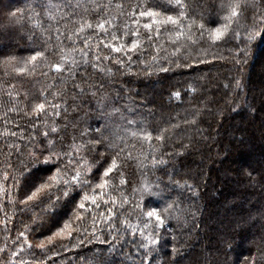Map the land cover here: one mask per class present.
<instances>
[{
	"label": "trees",
	"instance_id": "16d2710c",
	"mask_svg": "<svg viewBox=\"0 0 264 264\" xmlns=\"http://www.w3.org/2000/svg\"><path fill=\"white\" fill-rule=\"evenodd\" d=\"M136 2L137 0H113L111 14L119 18L113 23H119L120 34L124 31L123 25L129 21L120 15L115 4L123 3L125 11H130L128 5ZM25 3L26 0H0V105L8 103L11 106L7 94L12 93L16 107L20 109L19 112H7L5 107L0 106V133L6 130L17 132L16 137L0 135V188L4 191L9 190L12 180L4 181L3 173L8 171L10 175H18L20 161L25 160L23 153L7 146L22 145L24 151H27L32 147L29 135H37L38 131L44 130L45 117L41 116L37 123L35 117L24 115L25 107L30 111L34 103L40 102L42 91L50 101L53 99L51 92L61 91V97L55 102L61 106L60 126L68 125L66 135L69 139L74 134L73 124H79L80 130L88 127L95 129L104 123L111 125V121L99 118L98 109L101 105L96 99L85 97L83 103L77 99L76 104L80 105V110L75 111L72 98L76 94L72 91L71 82L63 83L67 80V73L57 79L59 74L49 68L50 63L59 62V55L51 56L38 64L35 72L18 73L15 70L25 66L23 61L33 54L36 43L30 42L23 30L6 29L3 24L9 11L24 8ZM159 3L165 4L166 0H159ZM220 4L221 0H203L205 11L202 22L206 28L225 23L222 19L225 13L220 11ZM44 26L47 27V24ZM89 36L93 55H108L113 60L123 57L122 53H111L103 44L97 48L100 39L107 40L110 36L105 37L92 30L81 34L75 46L82 48L83 40ZM163 40L167 41L166 34ZM205 40L207 41V33ZM124 42L130 43V37H125ZM53 43L56 41L53 40ZM64 46L67 50L73 45L65 40ZM171 50L169 47V51ZM262 50L264 41H258L251 49L249 61L241 68L242 75L236 72L231 62L234 55L231 43L223 40L215 45L210 41L197 44L195 51L189 48L182 58L191 66L177 68L172 65L171 71L167 73L159 72L157 68L142 70L144 66L138 61L149 60L150 49L142 57L139 53H134L131 66L127 68H120L109 61H98L100 68L112 69L110 77L104 73L97 74L91 67L88 68L94 80L108 81L103 95L108 98L109 103L138 110L134 116L125 112L129 119H142L141 126L150 125L147 130H155L154 136L160 134L161 129L168 130L164 141L136 142L131 137L128 138L130 145L134 144L135 148L132 151L134 160L129 162L131 167L125 170V178L130 181V185L125 187L127 194L132 196V187H138L143 182L144 177L140 175L142 169L137 161L143 160L142 150L146 154L152 147L156 149L154 154L157 158L165 163L153 168L151 158L146 162L150 169L148 181L153 184L159 182L163 188L160 196L145 197L148 206L159 208L165 202L176 199L179 208L184 210L179 223L169 220L161 229L152 264H168L169 261H175L176 264H245L246 259L252 260L259 255L258 247L264 248V242L261 241L264 236V215L260 214V210L264 209V72L259 71L262 69L259 65L262 58L258 60ZM9 55L15 56L16 61L5 65L4 60ZM188 56L204 62H193ZM76 58H80L79 53ZM123 58L127 62V58ZM27 67L31 68V65ZM148 70L153 74L148 75ZM233 77L242 80L241 89L224 87ZM189 84L196 88L194 94H187ZM176 91L181 92L180 98L172 96ZM65 106L66 113L63 111ZM194 109L199 111L197 123L186 125L184 120L193 119L189 113ZM52 119L55 118H49V123ZM32 124H36V128ZM177 124L179 128H172V125ZM21 132L23 140L20 139ZM41 139L43 137L37 135L36 143ZM9 152L12 153L11 156L8 155ZM99 152H104V147L98 146V152L94 154L98 155ZM6 162L14 165V168H6ZM25 162L27 163L26 160ZM47 167L41 166L42 169ZM33 175L39 178L48 173L35 170ZM174 182L181 185L187 182L191 185V190L177 187ZM115 183H119V177L115 178ZM12 194L14 198H23L22 192L17 197L15 189H12ZM72 197L79 199L76 192L72 193ZM55 213V216L44 215L43 206H40L21 214L15 211L13 205L7 204L6 198L0 194V221L7 223V229L5 223H0V247L11 244V239L6 240V236L15 238L22 230L27 231L33 245L45 240L60 226L56 222L60 221L62 224L65 214H71V204L57 206ZM34 217L38 218L33 220ZM88 224L90 226L91 220ZM54 243L52 250L59 252V255L53 257L47 249H34L37 261L41 264H81V256L103 253L106 264H139L134 248L133 256L125 259L119 247L110 252L108 245L100 243L99 240L86 242L83 247L76 248L73 247L77 243L75 236L71 242L57 238ZM129 247L125 244L123 252L127 253ZM173 249H179V255ZM37 261H31V264H37Z\"/></svg>",
	"mask_w": 264,
	"mask_h": 264
},
{
	"label": "snow or ice",
	"instance_id": "6c2138e0",
	"mask_svg": "<svg viewBox=\"0 0 264 264\" xmlns=\"http://www.w3.org/2000/svg\"><path fill=\"white\" fill-rule=\"evenodd\" d=\"M202 5L203 0H191V2L166 0L165 4L159 3V0H137L136 3L128 5L130 11H125L123 3H116L115 8L119 10L120 15L129 21L123 25L122 34L119 23H113L114 20L119 19L111 14L113 0H26L24 8H17L7 13L3 27L15 31L23 30L27 39L36 43L33 54L23 61L25 66L15 70L18 73L35 72L38 64L51 56L59 55V62L50 63L49 68L59 74L57 79L67 73V80L63 83L71 82L72 91L76 94L72 98L75 111L80 110V105L76 104L77 99H80L81 103L85 97L96 99L101 105L98 109L99 118L111 121V125L104 123L95 129L88 127L80 130L79 124H73L74 134L69 139L66 135L68 125L60 126L61 106L55 102L61 97V91L51 92L53 98L51 101L42 91L39 103H34L30 111L25 107L24 115L29 118L35 117L37 123L40 122L41 116L45 117L44 130L37 133L43 139L37 144V135L30 134L29 143L32 147L27 151H24L22 145L7 146L9 149L23 153L27 163L25 160L20 161L18 175H10L8 171L3 173L2 179L4 181L11 179L12 184L8 191L0 188V194L6 198L7 204L13 205L15 211L21 214L43 206L44 215L55 216L57 206L64 207L69 203L71 214L66 213L62 224L60 221L56 222L60 225L56 231L36 245L31 243L26 230L19 231L15 238L6 236V240L11 239V244L0 247V264H31V261H37L34 249H47L51 251L53 257L58 256L59 252L52 250L57 238L71 242L74 236L77 240L76 245H73L74 248L83 247L86 242L99 240L100 243L108 245L110 252H114L116 247H119L125 259L133 256L134 248L135 254L139 257V264H152L153 254L159 245L161 229L169 220H176L179 223L184 210L179 208L176 199L165 202L159 208L148 206L145 197L160 196L163 188L160 187L159 182L153 184L148 181L150 169L146 162L151 158L153 168L165 163L164 160L157 158L154 154L156 149L152 147L146 154L142 150L143 160L137 161L142 169L140 175L144 177L143 182L138 187H132V196L127 194L125 187L130 185V181L125 178V170L131 167L129 162L134 160L132 151L135 148L134 144L130 145L128 138L131 137L136 142L164 141L168 130L161 129L160 134L154 136L155 130H147L150 125L141 126L142 119H129L124 113L134 116L138 110L117 107L115 103H109L108 98L103 95L108 81L94 80L88 68L91 67L97 74L104 73L110 77L112 69L100 68L98 61H109L119 65L120 68H127L131 66L134 53H139L142 57L150 49V59L138 61L144 66L142 70L157 68L159 72L167 73L171 71L172 65L177 68L191 66L182 58L189 48L195 51L197 44L210 41L215 45L223 40L231 43L234 49L231 62L236 72L242 75L241 68L249 61L252 55L251 49L258 41H264V0H221L220 11L225 13L222 17L225 23L214 28H206L202 22L205 11ZM249 12H251V20H249ZM45 24L47 27L44 26ZM89 30L101 33L105 37L110 36L107 40L100 39L97 48L103 44L111 53H122L123 57L127 58V62L123 57L113 60L108 55L103 57L93 55L89 43L90 36L83 40V47L78 49L75 45L81 34ZM205 33H207V41ZM165 34L167 41L163 40ZM125 37H130V43L124 42ZM53 40L56 43H53ZM65 40L73 45L67 50L64 46ZM77 53L79 59L76 58ZM188 59H192L193 62H204L191 56H188ZM252 59L254 62V55ZM14 61L16 57L9 55L4 63L7 65ZM28 65H31V68H28ZM147 74L153 73L148 70ZM224 87L241 89L243 82L240 78L233 77ZM195 92L196 88L189 84L187 94ZM7 95L10 97L11 106H8V103L0 106L5 107L7 112H19L20 109L16 107L12 93ZM172 96L180 98L181 92H173ZM63 111L67 112V106ZM189 114L193 119H185L184 123L195 125L199 111L194 109ZM49 118L55 119L49 123ZM31 126L36 128V124ZM172 128H179V125H172ZM130 129L134 130L130 131ZM0 135L16 137L17 132L6 130ZM20 139H24L23 132ZM98 146L104 147V152H99L97 155L94 153L98 152ZM11 154L8 153L9 156ZM42 165L48 167L42 169ZM5 167L11 169L14 165L6 162ZM35 170H43L48 175L37 178L33 175ZM116 177H119L118 184L115 183ZM174 183L177 187H187L191 190V185L187 182L183 185L179 182ZM12 189L16 190L17 197L22 192L23 198H14ZM73 192L77 193L79 199L72 197ZM136 196L139 198L136 199ZM260 214L264 215V209L260 210ZM37 218L34 217L33 220ZM89 220H91L90 226ZM0 223H5L7 229L5 221ZM261 241L264 242V236L261 237ZM125 244L130 246L127 253L123 252ZM64 250L66 251L67 248L65 247ZM179 251L173 249L176 255H179ZM258 253L259 255L252 260L246 259L245 264H264V248L258 247ZM26 256L28 259H25ZM103 257V253L81 256L80 262L106 264ZM37 264L41 262L37 261ZM168 264H176V262L169 261Z\"/></svg>",
	"mask_w": 264,
	"mask_h": 264
},
{
	"label": "rangeland",
	"instance_id": "374dc122",
	"mask_svg": "<svg viewBox=\"0 0 264 264\" xmlns=\"http://www.w3.org/2000/svg\"><path fill=\"white\" fill-rule=\"evenodd\" d=\"M260 57H258V60L260 61L261 60V58H262V63L260 64V62H259V65L262 67V69H259V71L261 70V71H263L264 72V50H262V53L259 55ZM258 64V63H257ZM257 66V68H259L260 66Z\"/></svg>",
	"mask_w": 264,
	"mask_h": 264
}]
</instances>
